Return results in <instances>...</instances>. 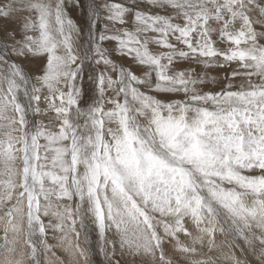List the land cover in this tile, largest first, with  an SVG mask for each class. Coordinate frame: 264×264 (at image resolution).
Listing matches in <instances>:
<instances>
[{
    "label": "snow or ice",
    "instance_id": "6c2138e0",
    "mask_svg": "<svg viewBox=\"0 0 264 264\" xmlns=\"http://www.w3.org/2000/svg\"><path fill=\"white\" fill-rule=\"evenodd\" d=\"M49 229L85 264L82 234L101 264H264V0H0V264Z\"/></svg>",
    "mask_w": 264,
    "mask_h": 264
},
{
    "label": "rangeland",
    "instance_id": "374dc122",
    "mask_svg": "<svg viewBox=\"0 0 264 264\" xmlns=\"http://www.w3.org/2000/svg\"><path fill=\"white\" fill-rule=\"evenodd\" d=\"M111 2H124V0H111ZM72 8H71V5H69V15L74 19H76V21L78 22V20L81 21L82 17H81V14L78 12V11H75L74 10V14L72 13ZM77 12V13H76ZM74 19V20H75ZM79 21V22H80ZM129 27H131V25H129ZM77 44L80 43V41H77L76 42ZM106 47H108L110 50L113 49L115 47V42H112V43H108L106 42L105 44ZM223 46V45H222ZM153 49L155 50V46H152ZM112 56H113V59H115L118 63H123L129 67H131L134 71H137V74H140L141 73V69L134 63V61L130 60L128 57H121V56H117L115 52L112 53ZM15 59H20V58H15ZM20 62L23 64V66L25 67V69L29 72V73H36L38 71V69L40 68V66L43 65V63L45 62L42 58H39V57H30V58H27V59H20ZM99 67V69L102 71L103 70V65H100V66H96V65H88L87 66V72L91 73L95 68ZM233 67H236V65H233ZM231 68H224V69H212L210 71V75H213V76H218V77H223L225 76L226 74H229L231 72ZM236 82L239 83L241 82V78L240 77H237L236 79ZM39 119V118H38ZM42 119H44V121H46L45 123H47V117H43ZM43 143V141H41ZM45 219L47 220L46 222H48V220L50 219V217H45ZM54 222V221H53ZM48 234H50L49 236L50 237H58L60 235V233L56 232L54 233L52 230H48ZM94 236V237H93ZM219 237H222L221 239H224V236L221 235ZM92 239H94V241H96V247L95 248H92V247H89L88 244H85L84 241H83V234L81 235V238H80V244H81V247L85 248V249H88L89 252L91 253V264H101L102 262V257L99 255V253L96 251L97 249V244H98V241H97V238H96V235L95 234H92L91 236ZM182 238V237H181ZM229 239V238H227ZM49 238H48V243L52 244L53 247H54V242H57L58 240L57 239H54V241H50L49 242ZM242 242V243H240ZM240 244H243V241H239ZM243 246V245H242ZM57 247V246H56ZM259 247V246H258ZM54 249V253L58 256L59 260L60 258L62 260H60L62 262V264L64 263L63 262V257H66V256H69V254L67 252H65L63 250V248L60 247L61 251L58 252V248L56 249L57 251H55V247L53 248ZM18 250H23L25 252V261H26V264H31V261L30 260H27V253L29 251V249H27V247L23 244V241L21 240V243L20 245H18ZM235 253H237V256L241 259V260H245L247 259V261L249 262V264H259V261L257 259H255L256 257H254L255 255L253 256H250L252 255L250 251V255L249 253L247 252V255L245 256L244 254L241 253L240 249L238 248H235ZM53 251V250H52ZM240 251V252H238ZM247 251V249H246ZM97 252V253H96ZM59 253V254H57ZM49 254V253H48ZM240 254V255H239ZM61 256V257H60ZM63 256V257H62ZM244 256V257H243ZM249 256V257H248ZM3 257L0 256V260H2ZM45 258V255L43 257V260ZM57 258V257H56ZM70 258V256H69ZM253 258V260L251 259ZM72 258H70L71 260ZM95 259V260H94ZM255 259V261H254ZM44 262V261H43ZM45 264V263H44ZM70 264H85V261L80 258L79 256L76 257V259H73L71 260ZM130 264V262H129Z\"/></svg>",
    "mask_w": 264,
    "mask_h": 264
},
{
    "label": "bare ground",
    "instance_id": "6f19581e",
    "mask_svg": "<svg viewBox=\"0 0 264 264\" xmlns=\"http://www.w3.org/2000/svg\"><path fill=\"white\" fill-rule=\"evenodd\" d=\"M72 13L74 14V10H72ZM77 13V12H76ZM76 18V17H75ZM74 18V19H75ZM76 20V19H75ZM80 20H78V22H79ZM112 43V42H111ZM41 67V66H40ZM46 122V121H45ZM44 219H45V217H44ZM47 220L45 219V222H46ZM51 230V229H50ZM50 234H48V238L50 239L49 240V242L50 241H54L53 240V238L52 237H50L49 236ZM219 236H221V235H217L216 236V241H217V243L218 244H220L221 243V241H227L228 239H227V237H225L224 236V239H221L222 237H219ZM94 237V236H93ZM97 238V237H96ZM182 239H185V240H187V238L186 237H182ZM240 243H242V242H240ZM51 244H52V242H51ZM98 245V244H97ZM241 246L243 245V244H240ZM57 246V247H56ZM88 246L89 247H92V248H95L96 247V241H94V239H92L91 238V245H89L88 244ZM54 247H55V251H57L56 249L58 248V252L59 251H61V249H60V246H58V241L57 242H54ZM53 247V248H54ZM258 247V246H257ZM51 249L50 251H48V252H46L45 253V260H43L44 261V263L45 264H62V262L60 261V260H62L61 258H60V260H59V258H58V256L54 253V249ZM62 248V247H61ZM239 249V248H238ZM53 250V251H52ZM204 251L206 252L207 251V248H205L204 249ZM227 251H228V248L227 247H225L224 245H221V249H219V250H214L212 253H210V255H212L213 256V258L215 259V261H216V264H231V262L230 261H228V260H224V259H222L221 257H222V253H227ZM235 251V250H234ZM238 252H240V251H238ZM49 253V254H48ZM97 253V252H96ZM249 253V255H250V252H248ZM57 254H59V253H57ZM252 255H250V256H253L254 254L253 253H251ZM236 255H237V253H236ZM240 255V254H239ZM2 257V256H1ZM57 257V258H56ZM61 257V256H60ZM63 257V256H62ZM238 257V256H237ZM244 257V256H243ZM249 257V256H248ZM255 257V256H254ZM71 258V257H70ZM70 258H69V256H66V257H63V264H70V262H71V260H73V259H71L70 260ZM3 259V258H2ZM26 259V258H25ZM76 259V258H75ZM252 260H253V258H251ZM256 259V258H255ZM255 259H254V261H255ZM95 260V259H94ZM247 260V259H246ZM256 262V261H255ZM95 264V263H94Z\"/></svg>",
    "mask_w": 264,
    "mask_h": 264
}]
</instances>
